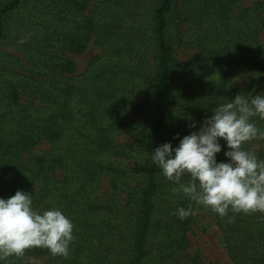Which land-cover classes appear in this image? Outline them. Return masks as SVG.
<instances>
[{
	"label": "trees",
	"instance_id": "1",
	"mask_svg": "<svg viewBox=\"0 0 264 264\" xmlns=\"http://www.w3.org/2000/svg\"><path fill=\"white\" fill-rule=\"evenodd\" d=\"M238 1L198 0L202 7L200 15L208 19L207 23L211 21L209 26L215 37L206 44L202 57L187 61L175 58L169 37L171 16L177 8L175 0H159L151 14L131 15L138 23L149 16L152 24L154 71L149 80L151 84L148 82L147 92H144L151 97L155 114L147 133L150 153L166 142L165 126L174 113L171 105H184L176 111L185 116L186 122L182 123H186V128L182 130L189 134L194 130L189 124L196 121L198 129L200 122L213 115L212 110L218 104L237 94L264 92V45L259 37L264 26V0L235 15L233 11ZM24 2L0 0V44L7 38L9 17L19 12ZM68 3V0L60 2L61 8L53 11L51 4H45L49 9L47 13L52 12L53 29L50 22L42 24L45 29L36 37L37 42L30 51L31 68L20 79L10 77L3 82L4 88L0 86V94L6 100L5 113L0 116L11 115L8 122H0V196L7 198L22 189L31 192L34 200L40 185L46 186L45 197L49 198L54 191L59 193L56 207L72 220L74 239L68 255H60L50 264H192L187 261L186 252L192 215L181 220L174 214L178 207L187 208L192 203L182 191L174 190L178 188L175 182L165 180L158 165L151 163L145 172L134 218H127L125 209L98 202L92 196L104 173L124 174L122 168L107 162L103 154H124L113 135L119 129H127L118 110L121 96L117 94L116 84L120 82L122 70L132 68L126 58L130 48L124 41L115 40L119 35L113 32L111 23L113 20L123 22L129 15L106 14L98 23L85 16L87 29L73 33L68 30L65 12ZM73 3L80 6L81 11L89 6L83 1ZM204 23L205 20L200 23L202 29ZM147 30L145 36H148ZM210 30L204 31L209 33ZM94 32L103 44L104 56L87 73L86 85H78L68 76L74 71L75 63L60 51H85ZM120 34L124 39L130 37L127 33ZM139 67L132 71H143V61ZM0 70L9 71L4 67ZM238 80L242 87L238 86ZM19 88L41 100L46 105L44 110L33 113L29 106L21 105ZM256 122L264 129L262 120L256 118ZM41 139L56 141L58 147L24 163L22 154ZM256 140L260 138L248 141L244 147L264 159V139L259 151L255 149ZM220 143L226 145L223 139ZM225 150L226 146L217 154L218 162L225 158ZM56 170L67 173L74 185L54 186L51 177ZM188 179L185 176L182 182ZM50 207L49 202L45 208ZM229 217L234 218L229 220ZM216 218L234 264H264V212H229L225 217L216 213ZM94 238L101 241L99 246L92 243ZM87 250H93L96 257L102 255V258L89 262ZM49 254L47 248L32 247L23 256L9 257L7 264H34L29 256Z\"/></svg>",
	"mask_w": 264,
	"mask_h": 264
},
{
	"label": "rangeland",
	"instance_id": "2",
	"mask_svg": "<svg viewBox=\"0 0 264 264\" xmlns=\"http://www.w3.org/2000/svg\"><path fill=\"white\" fill-rule=\"evenodd\" d=\"M73 1L68 0L69 3L65 10L68 14V30L73 33L86 28L83 19L85 16L98 23L104 20L106 14L109 16L110 14L114 16L129 15V17H124L123 22L113 20L111 23L114 28L113 32L119 35L115 37V40L120 43L124 41V44L130 48L126 58H129L128 66L132 68H126V71L122 70L120 82L116 84L119 89L117 94L121 96L118 110L121 111L122 121L127 125V129H119L113 135L115 142L122 146L124 154L115 156L109 155V152L103 154L107 162H112L122 168L124 174L104 173L100 177L98 185L93 189L92 196L98 202L115 204L121 209H125L128 213L127 218H134L139 191L144 185L145 172L151 164L147 133L155 114L151 109V97L144 92H147L145 89H147L154 71L155 48L153 38H151L150 17L146 16L144 20L138 23L137 18L131 17V15L151 14L159 0H75L89 4L85 11H81V7ZM257 1L259 0H240L236 3L233 12L235 15H240L243 8L252 6ZM60 2L63 3L64 0H25L23 8L9 17L7 38L0 44V67L9 69L8 72L0 70V86H3L2 88L6 86L3 82L7 81L8 78L20 79L31 68L33 61L30 51L37 42L36 37H40L45 29L42 24L48 25L50 22V28L53 29L52 12L47 13L49 11L47 6L51 4L50 10L52 11L55 8L60 9ZM175 2H177V8L171 16V34L169 36L173 43L174 56L179 61L198 59L206 50V44L215 37V34L211 32L213 28L209 26L211 21L207 23L208 19L200 15L202 7L198 4V0H175ZM196 7L199 9L196 10ZM202 20H205L203 29L201 28L202 24H200ZM56 21L54 18V27H56ZM146 28L148 29L146 31L148 36H145L144 33ZM207 28L211 29L209 33L204 31ZM120 32L127 33L130 37L124 39ZM208 35L209 37H207ZM259 37L260 42L264 45V26ZM60 52L75 63L74 71L68 74L70 80L83 86L86 85L89 70L96 63H99L104 56L103 44L95 32L92 33L85 51L77 53L61 49ZM142 61L144 62V70L132 71L133 68H138ZM237 83L239 87H242L239 80ZM19 91L21 94L19 103L21 105L29 106L33 113L44 110L46 105L41 100L23 88H19ZM172 95L171 92L170 97ZM171 101L169 98V102ZM5 103L6 100L0 94V114L5 113ZM171 106L174 113L165 126L164 140L166 142L171 141L173 146H177L179 139L187 135L186 131L182 130L186 128L184 127L186 123H182L186 122L185 116L178 115L179 113L176 111L184 105L175 103ZM183 110L185 109L183 108ZM10 117L11 115L0 116V122H8ZM12 121L14 122L15 119L13 118ZM262 122L264 123V120ZM176 133H179V138L173 139ZM256 142L255 149L259 151L263 142L261 139L260 141L256 140ZM57 147L58 142L41 139L36 146L22 154L23 161L28 164L36 156L45 155ZM51 182L54 186L64 183L67 184L65 186L74 185L68 174L61 170L53 172ZM45 188L44 185L38 186L37 196L33 200V205L37 209H44L49 202L51 207L57 205L59 193L54 191L49 198L45 197ZM190 202L192 203L193 214L188 231L187 261L192 264H234L227 252L224 234L217 222L216 213L210 208L196 204L194 201ZM100 242L97 238L92 241L95 246H99ZM59 256L50 253L48 256H29L28 259L34 264H50L52 259ZM94 258H102V255L96 257L93 250H87L86 259L92 262Z\"/></svg>",
	"mask_w": 264,
	"mask_h": 264
},
{
	"label": "clouds",
	"instance_id": "3",
	"mask_svg": "<svg viewBox=\"0 0 264 264\" xmlns=\"http://www.w3.org/2000/svg\"><path fill=\"white\" fill-rule=\"evenodd\" d=\"M212 111L198 129L196 121L189 124L194 130L180 138L178 146L171 141L157 146L150 153L151 163L159 166L166 181L178 185L174 190L221 217L229 212H264V159L244 147L248 141L264 139V129L256 122V118L264 120V92L237 94ZM225 146L228 159L218 162L217 154ZM185 176L189 179L182 182ZM174 214L183 220L193 214V208L180 206ZM73 230L72 220L62 209L34 207L31 192L17 189L7 198L0 196V264L32 247L66 256Z\"/></svg>",
	"mask_w": 264,
	"mask_h": 264
}]
</instances>
